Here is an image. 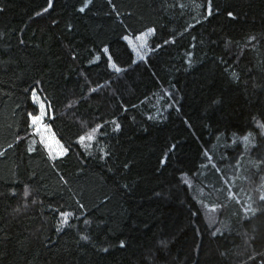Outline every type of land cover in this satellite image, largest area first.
<instances>
[{
    "label": "trees",
    "instance_id": "16d2710c",
    "mask_svg": "<svg viewBox=\"0 0 264 264\" xmlns=\"http://www.w3.org/2000/svg\"><path fill=\"white\" fill-rule=\"evenodd\" d=\"M84 3L0 0V264H264V0Z\"/></svg>",
    "mask_w": 264,
    "mask_h": 264
},
{
    "label": "rangeland",
    "instance_id": "374dc122",
    "mask_svg": "<svg viewBox=\"0 0 264 264\" xmlns=\"http://www.w3.org/2000/svg\"><path fill=\"white\" fill-rule=\"evenodd\" d=\"M152 34H153V32H149L148 30H146V31L140 33L139 35H137L136 37L127 36L129 39H125V40L128 43L130 49L132 50L135 59L138 60V59H144L145 58V54L149 50L148 40ZM140 36H143V38L137 39V37H140ZM129 40H131V43H129ZM34 94H35V97L37 98V100L39 102L44 103L45 115H44V118L41 122V125L37 126V127L41 128V131L39 132V134L36 132L35 127L32 126V122L30 119V126L32 129V132L36 135L39 142L43 145V147L45 148L48 155L52 158H56V157L62 155L63 153H65L66 148L63 145V143L58 139V137L56 136L55 132L53 131V129L51 128V126L48 122L50 110H49V107H48L46 101L38 92L33 91L32 92V101L38 108L37 114H39L40 108H39V103L34 101V99H33ZM88 135H89V132H88L87 136Z\"/></svg>",
    "mask_w": 264,
    "mask_h": 264
},
{
    "label": "snow or ice",
    "instance_id": "6c2138e0",
    "mask_svg": "<svg viewBox=\"0 0 264 264\" xmlns=\"http://www.w3.org/2000/svg\"><path fill=\"white\" fill-rule=\"evenodd\" d=\"M47 3H48V7L45 8V9L43 10L44 12H47L49 9H51V8L54 6V5H53V0H47ZM90 3H92V0H85L84 7H81V8L79 9V11L83 12V11L85 10V8L88 6V4H90ZM214 9L218 11V10H219L218 5H215V4L213 3V0H208V16H212V15H213V10H214ZM37 15H40V13H37ZM227 16H228V17H231V18H234V13H233L232 11H228V12H227ZM205 18L207 19V17H205ZM53 23H55V21H53ZM148 31H149V32H152V31H154V30H153V29H149ZM142 38H143V36L137 37V39H142ZM125 39H129V38H128V37H125ZM129 43H131V40H129ZM105 51H107V49H105ZM110 59H111V58H110ZM111 66H112L113 68H115V70H116L117 72L121 71L120 68L116 67L115 63H112ZM233 75H235V74L233 73ZM93 91H95V89H93ZM33 99H34V101H36V102L39 103L40 112H39V114H37V115H32V113H29L28 115H29V117H30V119H31L32 126L35 127L36 132L39 134V132L41 131V128H40V127H37V126H38V125H41V122H42V120H43V118H44V115H45V111H44V109H45V105H44L43 102H39V101L37 100V98L35 97V94H34V96H33ZM99 127H100V126L98 125L97 128H99ZM119 128H120V125H119V124H116V129L118 130ZM96 130H97V129H92V132L95 133ZM86 138H88V139H92L93 137H92L91 134H89L87 137H84V136L80 137L81 141H83V140L86 139ZM244 139L247 140L248 137H245ZM172 148H175V145H172ZM30 150H31V149H30ZM105 155H107V153H105ZM166 157H167V153H165V158H166ZM161 162L163 163V162H165V161L162 160ZM125 167H127V165H125ZM25 195H26V196L28 195L27 190L25 191ZM261 200H264V197H261ZM61 215H62L63 217H65V219H66L67 216H68L69 214H68V213H61ZM213 235H215V233H213ZM83 239H88V237L85 236V237H83ZM124 245H125V242H124V241H121V242H120V246H121V247H124ZM104 251H107V249H104Z\"/></svg>",
    "mask_w": 264,
    "mask_h": 264
}]
</instances>
